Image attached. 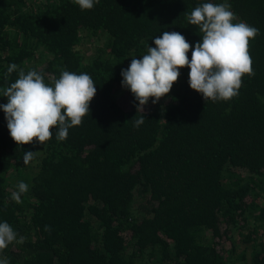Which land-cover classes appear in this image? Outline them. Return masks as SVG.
I'll list each match as a JSON object with an SVG mask.
<instances>
[{
    "label": "trees",
    "instance_id": "1",
    "mask_svg": "<svg viewBox=\"0 0 264 264\" xmlns=\"http://www.w3.org/2000/svg\"><path fill=\"white\" fill-rule=\"evenodd\" d=\"M207 2L230 4L233 23L259 29L249 41L254 75L242 77L232 99L205 103L184 67L169 94L137 112L121 70L164 31L194 48L203 33L187 16ZM11 64L17 70L7 74ZM20 69L46 84L62 70L87 73L96 95L66 140L53 129L39 151L12 140L0 109V222L25 237L0 259L264 264V0H99L91 10L72 0H0V90ZM29 150L36 155L25 165ZM20 181L28 191L16 203Z\"/></svg>",
    "mask_w": 264,
    "mask_h": 264
},
{
    "label": "clouds",
    "instance_id": "2",
    "mask_svg": "<svg viewBox=\"0 0 264 264\" xmlns=\"http://www.w3.org/2000/svg\"><path fill=\"white\" fill-rule=\"evenodd\" d=\"M81 10H91L99 0H72ZM228 3H203L187 16L188 23L198 26L202 39L194 46L176 31H164L153 39L147 54L133 57L126 69L121 70L122 87L129 90L138 101L137 112L144 113V106L152 98V104L170 93L177 82L180 69L187 67L190 88L202 95L205 103L228 101L237 96L242 86V77L253 76L249 41L259 35V29L246 22L233 23L235 13ZM191 49V60L187 53ZM17 70V65L8 66L7 74ZM7 98L0 104L5 114L7 128L12 140L20 146L44 145L52 138L53 129L58 141L67 139L70 128L82 124L90 113V101L96 95V85L87 73L76 74L62 70L59 78L46 84L44 76L36 70L27 73L19 70L18 78L10 86L0 90ZM144 123V116L136 119L135 127ZM36 151H25L23 164H29ZM28 185L20 181L11 199L21 203L22 194ZM50 231V226H45ZM7 222H0V251L9 244L24 243ZM0 264H9L7 258Z\"/></svg>",
    "mask_w": 264,
    "mask_h": 264
},
{
    "label": "rangeland",
    "instance_id": "3",
    "mask_svg": "<svg viewBox=\"0 0 264 264\" xmlns=\"http://www.w3.org/2000/svg\"><path fill=\"white\" fill-rule=\"evenodd\" d=\"M81 49H82V52H83V53L85 52V54H88V53L92 52V51H90V50L92 49L91 42H90V43L87 42V43H85L84 45H82V46H81ZM119 102H120V104H121L122 106H125V100H124V96H123V95H122V96H119ZM40 145H41V144H40ZM40 145L37 144V143H35V147H36L37 151L40 150Z\"/></svg>",
    "mask_w": 264,
    "mask_h": 264
}]
</instances>
